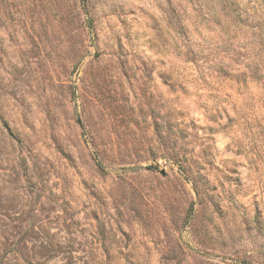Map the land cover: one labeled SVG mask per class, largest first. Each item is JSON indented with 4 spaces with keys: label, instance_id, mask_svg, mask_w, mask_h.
Listing matches in <instances>:
<instances>
[{
    "label": "rangeland",
    "instance_id": "374dc122",
    "mask_svg": "<svg viewBox=\"0 0 264 264\" xmlns=\"http://www.w3.org/2000/svg\"><path fill=\"white\" fill-rule=\"evenodd\" d=\"M263 9L0 0V264H264Z\"/></svg>",
    "mask_w": 264,
    "mask_h": 264
},
{
    "label": "trees",
    "instance_id": "16d2710c",
    "mask_svg": "<svg viewBox=\"0 0 264 264\" xmlns=\"http://www.w3.org/2000/svg\"><path fill=\"white\" fill-rule=\"evenodd\" d=\"M224 7L228 8V0H222ZM264 10V9H263ZM252 18L250 21L249 19ZM249 21V22H248ZM244 22L247 27L252 29L253 40L252 43L256 49L257 58L251 60L250 66H248L249 72H244V80L247 81L249 77L259 76V72L264 70V14H259V16L251 15L249 13L245 14ZM255 43V44H254ZM250 57V56H249ZM264 85V81H263Z\"/></svg>",
    "mask_w": 264,
    "mask_h": 264
},
{
    "label": "water",
    "instance_id": "95a60500",
    "mask_svg": "<svg viewBox=\"0 0 264 264\" xmlns=\"http://www.w3.org/2000/svg\"><path fill=\"white\" fill-rule=\"evenodd\" d=\"M162 173H163V174H165V171H164V170H162Z\"/></svg>",
    "mask_w": 264,
    "mask_h": 264
}]
</instances>
